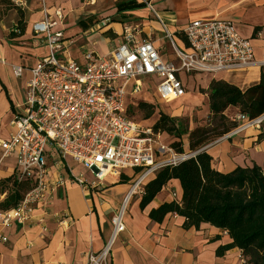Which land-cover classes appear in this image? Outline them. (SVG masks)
I'll use <instances>...</instances> for the list:
<instances>
[{
	"label": "crops",
	"instance_id": "0c3cea01",
	"mask_svg": "<svg viewBox=\"0 0 264 264\" xmlns=\"http://www.w3.org/2000/svg\"><path fill=\"white\" fill-rule=\"evenodd\" d=\"M15 1L0 0V141L9 140L15 132L11 122L26 101L30 69L49 55L48 48L40 43L32 29L33 24L44 16L41 0H25L23 7L15 6ZM121 1L124 0H95L93 4H87L85 0H45V10L51 19L56 20L58 9L65 16L64 22L55 29L63 31L67 39L63 57L84 63V54L88 51L108 56L122 42L124 26L136 25L141 30V40L153 41L164 60L176 61L172 49L169 51L165 44L169 40L155 14L146 6L118 15L115 7ZM144 2L152 4L179 47L186 46L183 32L192 22L224 20L234 25L240 37L252 42L255 61L262 60L264 0H138V3ZM21 13L25 23L22 34L16 30ZM14 67L24 68L22 77H15ZM261 73L262 68L253 64L217 75L193 74L180 78L187 91L190 78L205 79L195 87L200 85L207 91L213 80H223L245 91L260 83ZM145 83L144 91L137 97L143 101L151 96L147 81ZM188 95L187 92L185 97L164 104L162 112L176 118L172 109ZM191 99L195 102L199 97L187 99L193 104ZM237 111L230 107L225 115L232 120ZM232 112L235 114L230 117ZM263 132L264 128L262 131L248 130L229 139L211 142L205 151L212 157L214 169L228 174L238 167L257 165L264 171V139L259 140ZM168 138L163 135L167 144L171 143ZM2 155L0 148V184L17 172L16 157L2 159ZM47 161L53 166L52 156H48ZM65 164L75 176H83L87 183L95 181L82 165L69 159ZM58 175L64 179L69 177L67 170ZM134 179V172L126 171L120 178L109 176L86 192L73 183L55 188L50 201L36 208L31 224L0 225V264H87L89 255L100 253L110 241L112 218L121 209ZM143 196L136 194L130 199L124 219L126 231L115 241L109 264H245L239 249L227 251L223 257L217 256L220 247L232 243L227 232L209 225H202L198 230L185 229V219L175 214L167 215L161 223L150 219L153 210L182 201L183 189L179 181H171L145 209L141 208ZM6 197L7 192L2 193L0 186V203ZM65 219L68 221L64 225L61 222ZM2 237L7 242H3Z\"/></svg>",
	"mask_w": 264,
	"mask_h": 264
},
{
	"label": "built area",
	"instance_id": "2783aa9c",
	"mask_svg": "<svg viewBox=\"0 0 264 264\" xmlns=\"http://www.w3.org/2000/svg\"><path fill=\"white\" fill-rule=\"evenodd\" d=\"M41 2L44 16L32 29L49 55L30 69L26 101L11 122L15 132L9 140L0 141L2 159L15 156L18 181H28L32 188L16 208L0 211V225L31 224L36 208L50 201L55 188L73 183L86 192L109 176L120 178L124 172L133 171L135 181L112 218L110 241L100 253L88 257L87 264H109L115 241L126 231L124 219L130 199L145 194L146 183L160 171L178 167L203 150L178 153L163 141L165 134L154 130V122L139 124L133 119L130 109L144 91L145 82L154 88L156 96L145 103L170 104L187 94L181 75H217L253 64L264 68V39L262 60L258 62L252 42L240 37L231 22L194 21L183 32L186 46L179 47L152 4L144 2L160 21L176 61L164 60L153 41L141 40L139 26L125 25L122 42L110 55L88 51L84 63H79L63 57L67 39L63 31L55 30L65 20L63 12L58 9L53 20L45 10V0ZM85 2L93 4L95 0ZM14 4L23 7L25 0ZM13 72L20 78L24 68L14 67ZM232 120L236 128L218 141L264 128V115L250 119L237 113ZM48 156L54 158L53 166ZM67 159L86 168L95 181L87 183L83 176H75L65 164ZM65 170L68 179L58 175ZM1 240L7 242L5 237Z\"/></svg>",
	"mask_w": 264,
	"mask_h": 264
},
{
	"label": "trees",
	"instance_id": "16d2710c",
	"mask_svg": "<svg viewBox=\"0 0 264 264\" xmlns=\"http://www.w3.org/2000/svg\"><path fill=\"white\" fill-rule=\"evenodd\" d=\"M145 3L138 0H124L116 5L118 15L142 10ZM21 13L18 29L22 34L25 23ZM210 114L219 121L212 136L209 129L197 128L190 131L188 126L158 110L157 105L140 103L136 108L144 114V120H150L157 113L159 119L154 130L180 140L170 145L178 153H185L182 139L189 137V147L198 152L211 142L221 139L237 124L229 119L225 112L230 107L250 119L264 115V68L260 83L243 91L223 80H213L207 91ZM135 109H130V114ZM264 139V132L259 140ZM177 180L183 189L180 203L164 204L150 213V219L161 223L169 214L185 219V229H200L209 225L227 232L232 243L220 247L218 257L227 251L239 249L246 264H264V171L257 165L252 168L238 167L233 172L223 174L213 167V159L207 151H201L178 167L166 168L145 186L141 208L145 209L154 198L171 182ZM1 192H7L6 199L0 203V211L16 208L26 193L32 188L28 181L19 182L18 173L1 182Z\"/></svg>",
	"mask_w": 264,
	"mask_h": 264
},
{
	"label": "rangeland",
	"instance_id": "374dc122",
	"mask_svg": "<svg viewBox=\"0 0 264 264\" xmlns=\"http://www.w3.org/2000/svg\"><path fill=\"white\" fill-rule=\"evenodd\" d=\"M170 42V41H168ZM168 42H166V46L168 48V50L170 51V48L172 49V46H170L171 43H169L168 46ZM173 52V49H172ZM174 53V52H173ZM184 77H187V75H182ZM205 79H200V78H190L188 80V88L189 90L188 92V96L187 98L180 103L179 105H175L174 108L172 109L173 112H171L174 117H176V119L180 120L181 122H183L186 126H188V128L190 129V131H194L197 128H207L209 129V135L212 136V134L214 133V129L217 127L219 121L216 119H213L211 114H210V108H209V98L206 97V95L208 96L207 90H204L202 88V86H196V83L199 84L200 82H205L202 81ZM149 85V84H148ZM150 87V86H149ZM150 93V97L147 98V100H151L152 97H155V91L154 88L149 89L148 91ZM199 97V99L194 100L195 102H193V99H191V101L193 102V104H191L190 102H188V98H193V97ZM208 98V100H207ZM131 102H133L131 100ZM134 103H136L135 106H133V108H135V112L132 113V117L133 119L139 123V124H151V123H155L159 117L157 115V113L154 115V117L150 120H144V114L137 109L136 107L140 104V103H145L142 99H135ZM158 107V110L162 112V108H165V105H159V104H155ZM162 107V108H161ZM168 110H171V108H168ZM169 112V111H168ZM238 112V111H237ZM239 113V112H238ZM235 114V112L229 113V116L232 117ZM231 119V118H230ZM147 122V123H144ZM170 139L169 141H174L176 143H178L180 140H178L177 138L174 137H170L168 138ZM182 144L184 146V151L185 152H193L190 150L189 147V137L185 136L182 139ZM81 170V169H79Z\"/></svg>",
	"mask_w": 264,
	"mask_h": 264
},
{
	"label": "water",
	"instance_id": "95a60500",
	"mask_svg": "<svg viewBox=\"0 0 264 264\" xmlns=\"http://www.w3.org/2000/svg\"><path fill=\"white\" fill-rule=\"evenodd\" d=\"M204 150H206V149H203L202 151H204Z\"/></svg>",
	"mask_w": 264,
	"mask_h": 264
}]
</instances>
